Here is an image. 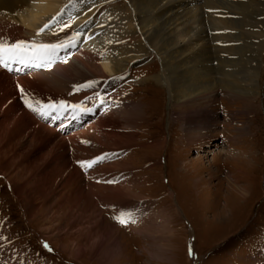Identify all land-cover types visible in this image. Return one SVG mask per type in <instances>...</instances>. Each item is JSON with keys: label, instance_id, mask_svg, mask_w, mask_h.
Segmentation results:
<instances>
[{"label": "rangeland", "instance_id": "rangeland-1", "mask_svg": "<svg viewBox=\"0 0 264 264\" xmlns=\"http://www.w3.org/2000/svg\"><path fill=\"white\" fill-rule=\"evenodd\" d=\"M71 4L78 8L66 13L58 22L51 43L62 45L57 53L65 56L62 60L65 65L70 63L73 53L80 52L79 47H73L79 31L72 15H76L81 6L78 0H72ZM115 4L119 10L122 8L121 1ZM107 14L103 12L102 18L107 19ZM29 32L26 25L0 18V39L8 43L45 44L41 41L43 37H38L35 31L32 35ZM235 50L233 60L225 61L233 71L240 70L237 67L240 50L244 54L240 66L247 64L250 58L247 41L237 44ZM262 59L258 89L250 99L229 97L218 87L211 102L203 100L194 107L172 110L165 89L160 90L153 81L144 82L159 67L152 55L145 62L131 66L121 80L114 81L100 96L101 101L108 103V108H113L112 113L111 110L102 113L121 116L122 125L116 133H132L136 136L133 140L125 137L117 140L113 135L98 136V142L90 135L77 144L58 145L53 149L55 153L50 157L43 155V160H35V155L28 156L24 150L20 151L24 156L15 160L16 165L7 162L12 152L4 161L0 159V170L5 168L2 169L4 174L0 173V264H97L99 262L91 258H77L79 240L73 238L78 232L81 234L82 229L96 232L105 227L112 229L118 240L125 239L129 247L126 264H264V54ZM58 60L51 57L37 60L35 63L41 66L39 69L31 67L32 72L25 67L24 71L31 74L35 84L42 81L45 88L24 93L45 104L63 101L69 106L68 110L73 105L91 109L79 112L84 120L78 127L72 130L74 123L69 121V126L59 131L61 137H67L89 123L97 126V118L91 114L101 107L87 104L89 97L99 91L97 82L91 87H81L90 82L51 76ZM13 66L22 67L19 63ZM39 72L47 75L41 73L36 79ZM16 80L13 86L20 106L55 131L63 128L61 120L57 119L67 116V111L60 110L59 115L53 113L58 123L49 124V119L25 106L22 87ZM31 88L26 86V89ZM119 100L125 101L124 109L119 106ZM136 121L137 127H130V122ZM210 126L212 129L206 133ZM185 132L194 133L188 136ZM205 133L206 138L202 135ZM115 148L125 149L95 155ZM98 157L104 159L91 168L82 169L78 164ZM105 163L108 165L104 167ZM19 165L26 168L23 170ZM18 170L22 172L21 178L14 177ZM73 180L78 185L72 186ZM63 182H68V186ZM57 203L63 205V213L61 208L57 209ZM120 211L132 212L135 222L126 226L117 223L113 217ZM107 244L103 243L104 254L100 256L103 259L105 255L113 256L110 254L114 251L113 243ZM80 246L88 250L85 244ZM114 246L120 250L118 241ZM190 249L192 255H189Z\"/></svg>", "mask_w": 264, "mask_h": 264}, {"label": "bare ground", "instance_id": "bare-ground-1", "mask_svg": "<svg viewBox=\"0 0 264 264\" xmlns=\"http://www.w3.org/2000/svg\"><path fill=\"white\" fill-rule=\"evenodd\" d=\"M71 1L0 0V18L12 20V23L16 25H26L30 29L29 35H32L34 31L37 34L45 24H50L43 34L37 36L43 37L42 43L51 44L58 22L66 17V13L73 10L75 12L78 8V5L71 4ZM120 1L122 8L119 10L118 4L115 3ZM78 4L81 6L80 11L77 10L76 15H71L79 31V37L73 47H79L80 52L77 55L73 53L72 60L65 65L66 62L62 60L66 58L63 54L58 55L57 52L60 50L58 48L50 56L54 61L59 58L56 68L53 67L51 71L53 73L51 76L61 75L69 80L84 79L86 82H97L96 86L99 91L93 93L87 102L90 106L94 104L97 107L99 104L101 107L91 114L97 118L96 121L94 120L97 128L89 123L82 129L72 131L71 135L61 137L59 131H64L69 121L79 125L84 120L83 116L73 109L68 110L67 116L63 119H57L64 123H61L63 128L56 129V131L35 119L18 103L19 95H16L13 82L18 79L16 81L25 92L43 90L45 85L39 80V84L36 85L31 74L22 75L11 65L10 70H0V159L8 158V154L12 152L13 156L8 158V161L5 159L8 165H16L15 160L21 158L24 153L20 152L22 150L27 152L28 156L35 155V160L42 159L43 155L50 157L52 153H55L53 149H57L58 145L63 146L69 142L77 144V141H85L86 138H90V135L94 139L97 138L95 141L98 142V136L109 138L113 135L117 137V140L124 137L133 140L136 136L132 133H116L122 125L121 116L115 117L111 114L113 108H108V103L101 101L100 96L106 93L112 83L120 79L131 66L145 62L152 55L158 61L159 67L157 72L149 75L148 79L145 78L144 82L153 81L158 84L160 90L165 89L172 110L194 107L203 100L209 103L215 97L218 87L223 88L229 97L237 99L238 97L250 99L258 89L259 67L262 66L261 60L263 63L262 55L264 54V0H92L87 4L85 0H78ZM103 12L108 13L107 19L102 18ZM242 39L249 44L250 58L247 64L240 66L244 57L240 50V62L237 64L240 70L233 71L230 66L225 65L227 64L225 61L233 60L236 45L243 42ZM73 47L70 48L69 53H72ZM30 69L32 71V68ZM10 72L17 73V76L10 75ZM41 73L43 76L47 75V73L39 72L35 78L38 79ZM26 86L33 88L26 89ZM110 102H113V99ZM119 103H121L119 106L124 109L125 101ZM107 110H111L109 115L102 113ZM56 114H61V111ZM155 114L160 116V114ZM55 120L56 118H49V124ZM137 125V121L130 122L132 128ZM208 128L206 133L212 129L211 126ZM188 129L191 131L192 128ZM191 133L194 132L186 135L191 136ZM206 133L202 134L204 138L207 136ZM51 142H54L52 147H50ZM120 149L125 148L102 149L103 151L95 155H105L103 154L105 152L113 154ZM20 165L19 167H23V170L26 168ZM2 169L5 170V168ZM2 169L0 173L4 174ZM21 171L18 170L14 177L21 178ZM77 175L75 171V177ZM15 178L11 179L13 186ZM68 182H63V184L68 186ZM70 183L72 186L78 185L74 180ZM58 199L60 201V196ZM62 206L57 203V209ZM87 230H80L81 234L77 231L78 235L76 234L73 238L88 247V250H84L78 243L76 245L79 252L77 258L81 256L97 260L101 264H109L112 260L111 256L105 255V259L100 257L104 254L103 243H108L109 246L110 243L115 244L116 234L109 227H105L102 230L104 232L101 230L95 232V229H91V232ZM69 241H72L71 238ZM98 243H101L99 247ZM113 244L111 246L115 247Z\"/></svg>", "mask_w": 264, "mask_h": 264}, {"label": "snow or ice", "instance_id": "snow-or-ice-1", "mask_svg": "<svg viewBox=\"0 0 264 264\" xmlns=\"http://www.w3.org/2000/svg\"><path fill=\"white\" fill-rule=\"evenodd\" d=\"M55 19V18H53ZM50 24H45L43 28L39 29L37 35L49 28ZM62 47V45L56 44H39L25 42V41H16L14 43H8L5 40L0 39V68L9 69L12 64L19 63L24 67H39L41 66L35 61H43L49 59L55 51ZM20 70V69H17ZM94 82H90L88 85L81 87H91ZM21 95L24 97L25 106L32 112L41 116L45 119H55L53 113H59L60 110L68 111L69 106H67L63 101L52 104V103H43L39 100L33 99L24 93L21 89ZM71 108L77 112L91 111V109H84L83 105H73ZM104 159V157H98L96 160L92 161H80L78 162L79 166L83 168H91L99 160ZM134 214L129 211H120L113 219L121 224L126 226L128 223L135 222ZM45 248H48L47 244L44 245ZM49 251L51 249H48ZM189 255H192L191 249L189 250Z\"/></svg>", "mask_w": 264, "mask_h": 264}, {"label": "crops", "instance_id": "crops-1", "mask_svg": "<svg viewBox=\"0 0 264 264\" xmlns=\"http://www.w3.org/2000/svg\"><path fill=\"white\" fill-rule=\"evenodd\" d=\"M123 240L125 241V239L122 237H120L119 240L116 238V242L114 245H116L117 241H118L120 250L117 251L116 247H114L115 252H112L113 251L112 250L111 251L112 253H110V254H113V256H112L113 259L109 261V264H126L127 263L128 258H126V256H128L127 250L129 249V247H128L127 243L124 242ZM121 243H122V245H121ZM122 259H124V261ZM97 264H100V263H97Z\"/></svg>", "mask_w": 264, "mask_h": 264}]
</instances>
